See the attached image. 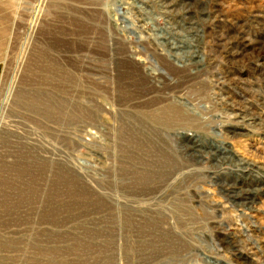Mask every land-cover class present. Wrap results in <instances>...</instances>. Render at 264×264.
Returning <instances> with one entry per match:
<instances>
[{"label":"rangeland","instance_id":"rangeland-1","mask_svg":"<svg viewBox=\"0 0 264 264\" xmlns=\"http://www.w3.org/2000/svg\"><path fill=\"white\" fill-rule=\"evenodd\" d=\"M245 105L264 0H0V264H264Z\"/></svg>","mask_w":264,"mask_h":264},{"label":"bare ground","instance_id":"bare-ground-1","mask_svg":"<svg viewBox=\"0 0 264 264\" xmlns=\"http://www.w3.org/2000/svg\"><path fill=\"white\" fill-rule=\"evenodd\" d=\"M197 34V33H196ZM194 40H195V37H194ZM198 57V55H196V54H194L193 55V57H191L192 59H194L195 60V62H197V63H199L200 61H199V59L197 58ZM202 63V62H201ZM197 65V64H196ZM197 66H199V64L197 65ZM207 66V65H206ZM200 68H201V66H200ZM203 68V67H202ZM251 110V111H250ZM245 112L246 113V111H249V113H246V114H249V115H244L243 117H242V119H245L246 117H248V116H251L252 117V120L254 121V122H256L257 123V121L256 120H263L264 119V112L262 111V112H258V111H256V110H254V109H249L246 105L245 106H243L240 110H239V113H238V116H239V114L241 113V112ZM237 116V117H238ZM236 117V116H235ZM251 120V119H250ZM243 121V120H242ZM190 137V139L192 138L193 139V141H194V143L196 144V143H198V141L195 139V138H193V137H191V136H189ZM189 139V140H190ZM195 148H196V146L195 145H193ZM218 152H220V150L218 151L217 150V153ZM219 156H222V155H219ZM241 163H239V165H240ZM237 168H239L238 166H237ZM259 169L261 168L262 169V167H258ZM238 171H240V169H237ZM213 179H218V176H215V175H213V177H212ZM221 183V182H220ZM223 186L222 187H226L225 189L226 190H224V191H228L227 193H226V195H227V197H229V196H231V195H233V197L235 196V197H239L241 194H243V192H245L246 190H244L242 187H243V185H241V184H237V182H235L234 184L232 183L231 185L229 184H222ZM256 188V187H255ZM246 189V188H245ZM225 193V192H224ZM245 197H246V195H245ZM247 199V198H246ZM245 200V198H239V200H234V198L231 200L232 202H234V203H239V204H241V205H246L248 202L247 201H244ZM251 204V203H250ZM249 205V204H248ZM239 249V248H238Z\"/></svg>","mask_w":264,"mask_h":264}]
</instances>
